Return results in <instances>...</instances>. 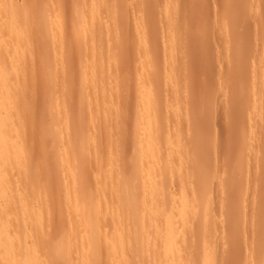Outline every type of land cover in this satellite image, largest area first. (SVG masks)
Segmentation results:
<instances>
[{"label": "bare ground", "instance_id": "6f19581e", "mask_svg": "<svg viewBox=\"0 0 264 264\" xmlns=\"http://www.w3.org/2000/svg\"><path fill=\"white\" fill-rule=\"evenodd\" d=\"M140 1H142V4L140 3ZM140 1H139V4H137L135 2V0L132 3H131V0H71L72 5H71V7H69L68 6V4H69L68 2H70L69 0H55V1L54 0H0V264H51V263L53 264L52 261H55L56 259H57V261L63 260L62 262H64V264H70V262L72 264H74L73 263L74 262L73 257H76L78 259L77 261L79 264H100V263L103 264L102 260H103L104 255L106 258L105 259L106 262L104 261L105 264H186L187 260H189L190 255L192 254L191 251H193V249L195 247V245H194V247L192 246L194 244V242H191L195 238V236H192V237H194L192 240L190 238L187 239L188 236L186 235L185 232H187L188 231L187 229H190V227H191V229H190L191 235L194 233V232L193 233L191 232L192 231L191 223H192V220H194L193 219L194 214H195L194 212H195V209L197 208L196 207L197 203L199 202L198 198H197L198 195H196V197L194 196L197 199L196 203H195L196 199L193 197V195L195 193L194 194L190 193V196H192L191 198L190 197L187 198L186 196L183 197L184 195L182 194V200L180 201V203H178V205H173L172 210H171V207H170V209H167L164 207L165 200H168V198H170V195H169V197L167 196L168 194H170V189L168 191V187L170 186V183H169V186H167L166 183H164V181H165L164 176H166V177L168 176V175H166V172L168 173L167 169L174 162V161H169L172 159L170 157L172 156V154H173L172 152L174 150L171 148L173 150L171 152L170 151L171 149H168L169 148L168 146H170V144L168 145L167 144L168 141L166 139L164 140L165 136L163 137V134L165 132L160 135V136H162V138L159 136L157 138H155L156 135L160 134L159 132L162 130V126H160V125H162V123H160V125H159V122L162 121V119L160 120V118L166 117V119L163 118L164 120L162 122L165 121V123L168 124V125H166V124L165 125L169 126V121H167L168 116H169V118L172 117V120L175 119V122L178 121L180 123L182 121L180 119L183 118L182 116L184 115L185 112H184V108L181 110L178 107V108H175L173 111L172 115L174 117L172 115H170L171 112L168 113L169 115H167V116L161 115L164 113V110L162 109L164 106H165V109H167L166 107H168V104L170 102H172L171 105H173L175 103V101H177V100H175L176 95H172V92L168 95L165 92V90H164V92H160L159 90L162 86H164V84L166 85L165 87H167L168 84H169V86H172L175 82V78L177 79V76L175 77V75L177 73L175 71L176 67L172 66V64L170 65V66H172V68L169 65H167L166 67L167 68L170 67V69H167L164 67V69H166L164 72H166L168 70L167 71L168 75H166V77H165V74H164L163 76L165 78H167L168 82L165 83V81L163 82V79H161L159 73H162L163 71H159V67L161 66L162 63L160 61L161 64H159V61H158V63H156L153 60L152 57H155V55H156L155 53L157 51L154 53L155 48L152 49L153 46L150 45L151 41H152V40H150L151 39L150 35H152L154 37L155 34L153 35L152 33H150L152 31V29L150 27H148L149 25L150 26L152 25V28L154 27L153 29H156L158 27V24L160 25V24H163V22H165L163 20L165 18L167 21H169V23L174 22L173 20L175 19V16H176V13L178 10L177 4L179 1L178 0H162L163 8H160V6H159V5H161L160 4L161 0H140ZM143 1H145V3ZM146 1L147 2L152 1V2L151 3L148 2L150 4L149 5L146 3ZM153 1L154 2L156 1L157 3H155L153 5ZM134 3H136L138 5V6L136 5L138 8L135 6ZM140 4L142 6H146V5L150 6L149 9L151 8V4H152V8L155 7V9H156V8H158L157 6H159V8H158V10L156 9V11L153 9L148 10L147 9L148 7L147 8L139 7ZM179 4L181 5V2ZM131 5H132V7H131ZM132 8L134 10H132ZM135 8H137V10H135ZM27 10H30V11L27 12ZM179 11H181V10H178V12ZM260 11L262 12V10H260ZM119 12H120V14H119V16H117ZM68 13H70L69 18L71 17L70 15L72 14L74 16V18H76L78 21L77 26H75L77 21L75 22V25L73 24L74 25L73 28L75 27L74 31L72 28H70V27H72L71 26L72 21L69 22L70 20H68ZM181 13H183V12H181ZM161 15H163L165 18L164 17L160 18ZM120 16L122 17V19L124 21L121 18L119 19ZM131 16H133V18H134V23L130 21ZM155 16H157V17H155ZM260 16H262V15H260ZM150 17L153 19L150 20ZM157 18H159V19H157ZM180 18H182V17L180 16ZM162 20H163V22H162ZM181 20H178L177 23L180 22ZM261 20L262 19L258 20V22L260 21V23H261ZM263 20H264V18H263ZM110 22L113 23L112 27L109 24ZM157 22H160V23L157 24ZM108 24L110 26V28H109L110 30L108 32H110V34H112V35H110L111 37H108V39H110V40L109 41L107 40V43L112 40V37L114 38V36L115 37L117 36V38L120 39L122 42L123 41L129 42V44H130V41H128V40L134 39V41L131 42V44H132L136 41L135 40V37H136L138 40L135 42V44H137V42H138L137 50H136L135 46H134L135 49L133 47H131L132 48L131 51H133L132 52L133 57H135L134 51L136 54H138V58L140 57V54L138 52L140 51L139 48L141 46L142 47L141 49L146 54L145 58H143L144 57L143 53L141 54V55H143L142 59L143 60L146 59V61H147L146 66L140 64L141 67L144 66L140 69V67L138 66L139 64L137 62L138 59L136 60L137 57L135 58V60H136L138 65L136 64L137 67H134V68H138V69H137V71H135V73L134 72L132 73L130 70H128L131 68V66H130V68L126 69L127 66H125L126 64H124V63H123L124 67L123 66L120 67V65L118 66V64L122 65V62L124 61V57L127 59L126 62H128V64L132 63L126 57L128 55V53H130L131 51L128 52V49H127V51H125V48H124L125 43L123 44V47H120V45L122 44L120 42V40H118V43L120 42L118 44L119 45V47H118L116 42H114L115 39H113V41H112L113 43H111V44H116V45L112 46L110 43H108L109 44L108 47L109 46L113 47L112 48L113 50L111 49L112 52L115 51L114 48L116 46H117L116 48H120L121 50L123 48V50L121 52L122 53H123V51L126 52V53H124L126 56L124 55V57H123L121 54L120 55L118 54L119 56H122L123 61H120V63H117L119 61L120 57L116 54V52H114L115 55H117V56H115V55L114 56L117 58L119 57V58L117 60H116V58L112 59V54H114V53L110 52L111 47L110 48L107 47V50H108L107 54L105 53V51H104V53L106 55H108V53H110L111 55H108V56H111V57H109V60H107L108 56L106 57L107 59L105 57H102V58H103V61L105 58L108 61L107 64L109 66L112 65L111 66L112 68L109 66L106 68V66H104V64L106 65V63H105L106 60H105V62H103L102 58L99 56V54L96 52V50H98V52L101 54V51H99V49L101 48L100 43H102L103 40L107 39V38L105 39V36H104L105 33L103 34L104 30L102 29V27L105 26V29L108 30ZM132 24H135V26H136V36L135 37H134L135 34H132V33H135V32H132V30L134 28L133 27L134 25H132ZM178 24H180V23H178ZM153 25H155V26L157 25V26L155 27ZM170 25H168V22H167V24L164 23V27L163 26L161 27L162 29H164L167 26L165 29V30H167V32H165V33L163 32L165 39H170L173 37V35H175V36L179 35V34H176L175 29H174V33H173L174 27H173V25H171V26ZM106 26H107V28H106ZM125 26H126V29L130 28V26L133 27L131 30L130 29L128 30L133 38H130V34L128 33L129 35H127L126 32L125 33L123 32V34L121 35L120 28L123 29ZM168 27H169V29H167ZM161 28L159 31L162 30ZM108 32H107L106 36L109 35ZM154 32H156V31L154 30ZM178 32H180V31H178ZM163 34L161 33V35H163ZM102 35L104 37L100 38V36H102ZM157 36H159L158 33H157ZM153 37H152V39H153ZM99 38H100V40H102V42L100 40H98ZM157 39H160V38L158 37ZM148 40H150V41H148ZM172 40H173V38H172ZM98 41L100 42V43H98V44H100L99 45L100 48H98L99 47L98 44L95 43ZM155 41H158V40H155ZM174 41H175V39H174ZM52 43H53L52 48L54 47V50L53 49L51 50V48H50V44H52ZM170 44H172V42ZM170 44H169L168 48L174 45V44H172L170 46ZM94 45H96V47H94L95 49L93 48ZM89 46H92L90 48V49H92V51L90 49L86 50V48H89ZM138 46H139V48H138ZM175 46H173V48ZM82 47H85V50H86L85 54H83L81 52ZM48 48H49L50 52L48 51ZM120 49H117L116 51L120 52ZM89 50L91 53L89 52ZM93 50H95L96 54L93 52ZM166 50H167V47H166ZM175 52L181 53V50H180V52L179 51L178 52L175 51ZM37 53L39 54L38 56L36 55ZM172 53H174V51ZM102 56H104V54ZM160 56H161V54H160ZM49 57L51 58V60H52V58L55 59L56 62H58V65H60L62 62L63 65L62 64L61 65L63 66L64 69H62L61 65L58 66L57 64H55V65H57L56 66L57 69H58V67H61L60 69L65 71V70H68L67 67L71 66V68H75V67H77V65L79 66L78 67V74H76L75 76H78V78H81V79L77 80V81H80L79 83H77L80 86H78L77 89H74V87H75L74 83L76 81L71 86V89H74L77 92V95H78L77 97L75 96L76 95L75 91H74L75 93L73 94V90H70V91L68 90L67 86H69V89H70V85H69L70 81H69V83L67 82L68 85L66 86L65 85L66 82L63 81L64 78L60 77L61 75L63 76L65 74H61L59 76V73L63 72L62 70L59 72V69L58 70L53 69L54 72L58 71L59 73L57 72V75H56V72H55V74H54L55 76H53L52 75L53 73H51V75L53 77L52 76L48 77L47 73H49V71H47V73L45 71L48 70L47 68H49V66L51 68V65L53 62V61H48ZM161 57H159V58H161ZM39 58L42 60H40ZM169 58H171V59L173 58L172 54H170ZM132 59L133 58H131V60ZM142 59H140V61H139L140 63L143 62ZM177 59H178V57H177ZM43 60H45L46 62L48 61V64H49V62H51V64L47 65V67L44 66L45 70H43V63H45V61H43ZM135 60L133 59V63H135ZM42 61H43V63H42ZM114 61H115V63H113ZM155 63H156V65H155ZM98 64H99V66L101 65L100 70H98L99 69ZM132 64H130V65H132ZM157 64L160 66L157 67L158 66ZM53 65H54V63H53ZM74 65H76V66L72 67ZM95 65L98 67V68L96 67L97 69L94 68ZM102 65H103V67H105V70L103 68H101ZM134 65H132V66H134ZM115 66H117L118 68H116ZM155 67H157L158 71H157V74L155 75V77H153L152 74H154V72H151V71L154 70ZM177 67H179V64ZM119 68H123V70L126 69L127 71L126 70L122 71V69L120 71ZM164 69L161 68L160 70H164ZM155 70H156V68H155ZM184 70L185 69H183V71ZM41 71H44L43 74L44 73L47 74L46 75L47 77H44V75H42ZM133 71H134V69H133ZM66 72L67 71H65V73ZM120 72H121L120 76H122L123 78L118 76V74ZM124 72H126V73H124ZM149 72H151V74ZM68 74H71V73L67 72V75ZM73 74H75V73H72V76H73ZM163 76H162V78H164ZM67 77H70V76H67ZM165 78H164V80H166ZM253 78H255V77H253ZM59 79H61L62 81H60ZM65 79H66V81L70 80L69 78H65ZM73 80H74V78H73ZM46 81H48L49 83H46ZM71 82H72V79H71ZM254 82H255V79H254ZM255 84L256 83H254V85ZM43 85H45V86L43 87ZM37 87L42 88L41 89V91L43 90L42 94H41V91L38 92ZM250 87L253 88L252 86H249L247 88L250 89ZM254 87L256 88L257 86H254ZM255 88H253V89H255ZM166 89H169V88L167 87ZM241 89H243V88H241ZM249 89H247V90H249ZM258 89H259V87H258ZM258 89H257V91H258ZM254 91H256V90H254ZM180 92H182V91H180ZM38 93H40L42 95L41 96L39 94L40 95L39 98L37 95ZM243 93H244V91H243ZM69 94L70 95L72 94V97L70 96L71 98H73V96H75V98H73L75 100L78 98V107L74 108L75 102H74V100L69 99L70 97L68 99H65V97L66 96L68 97ZM182 94H183V92H182ZM249 95H251V94H249ZM177 96H179V94ZM253 96L256 97V95H253ZM63 98L66 101L69 100L71 102L72 101L74 102V104L73 103L71 104V102L68 101L71 105L67 102V104L69 106V110L71 108H72L71 110L74 109V112L76 115H79V114L81 116L87 115L86 117L90 118L91 121L94 119H98V120H101V122L103 120L105 122H107V121L109 122V121L113 120L116 116H118V117L119 116H122V117L125 116L124 120H123V121H125L126 118L129 117V114H126L125 112H123L119 109H118V111L115 110V112H114V108H117L119 106L122 108L127 107L126 109L130 110V109H128V106L129 107L133 106L135 110L132 112L133 114L131 113V117L133 116L132 118L136 119V120H133L134 124L139 121L138 122L139 124L136 123L138 125V127L137 128L135 127L136 129L139 130L138 131L139 133L136 131L135 128H133V129H135L134 132L138 133V135H136V136H138L137 139H140V138L142 139V137L143 138L150 137V138H148V140H147L148 142H143L142 144H141V142L143 139L141 141H139V144H141L140 148L146 147V148H143L144 150H142V149L141 150L139 149V150L144 151L145 153H142L139 150L137 151L139 153H142L141 154L142 157H140L138 155L139 156L138 159L140 160V158H142V160H140L142 162H140L138 160L139 162L135 164V165L138 164L137 165L138 167H136V166L135 167L138 168V173L139 172L141 173V174L140 173L138 174V176H140V178L138 176L136 177V179L139 178V179H137V181H139L141 179V181H139L142 184L141 186L143 189L142 190L143 193L141 195L139 192L140 189L138 190L139 186H138V184H136L138 182L135 180V175L131 176V175H129V173H127L128 174V177H127L126 171H122L123 169L120 168L121 171L124 172L125 175L122 174V172L120 170L115 171V169H113V166H114L113 157H114V155H112V154L115 151L112 148V147H114V145H113L114 144L113 133L111 132V136H110V134H108L106 132L108 134V138H107V135H104V136H106L105 138H107V139L100 141L99 140L100 136H98L100 134H96V133L91 134L90 133V130L94 131V127H92V126L90 127V125L94 124V123L92 124L93 121L90 123V125H88L89 124L88 123L87 125L89 126V129H90L88 131L90 134L88 135L86 133V135H88L89 137L91 135L92 136L91 138L97 139L95 142L99 141V143H96V147H97V144L99 146H101V144H103L102 142L105 141L106 143L104 142V144H105V146L107 144L108 147L107 146L106 147L103 146V147L105 149L108 148L107 151L109 152L110 157L105 161V159L103 158L104 156L102 157V151H104V148L101 146V148H103V150L101 148L96 149L95 146H93V145H95L94 140H92L93 143H91V144H92L93 149L92 150L90 149V150L93 153L90 154L91 151H90V153L88 151V153L86 155L84 154L85 156H83V154L81 153L83 158L82 157H80V158H82V160L84 161L83 163L84 164L87 163L86 166H88V163H91L92 161H93V163H95L94 162L95 159L92 160V158L100 157L96 167L97 166H103L104 167V165L107 166L109 164L110 169L112 168V170H114L115 172H112V170H110V171H107V173L103 174V175H105L104 179H105L106 183L109 184V187L106 184L107 187L109 188V191L107 190L108 192H106V193L100 192L101 194L100 195L98 194L99 196L95 197V195L93 196L91 194V190H89V188L85 186V184H86V179H85V174H84L85 172L84 173L81 172V173L77 174V173H74L73 169L67 170L68 172L65 174H70L71 179L70 178H68V179H70L71 183H69V180L67 179L66 181H68V182L67 183L65 182L67 184V186H65V189H64L65 191L64 190L63 191L65 192L64 199L66 202L65 204L67 205V206L65 205L66 206L65 212L67 213L66 216H67V219L69 218V220H68V225L66 227L64 226L61 228L59 225L60 228H58V229L56 228V230H55V227L53 226L54 225L53 219H55V216H58L56 214V212L61 217V214L64 212V210H63V208L62 209L59 208L60 210H57L56 212H54L55 210L53 207V205H54L53 201H55V200L51 199L50 197H51V195L53 196V198H54V196H56V197L60 196L59 193L57 194L55 191L57 189V192H58L59 186L57 187V185H54L55 186V188L53 186L54 190L52 189V187L50 188L53 190V191L50 190V192H49L50 197L47 195L45 197H43L44 195H41L39 193V191H36L39 188V186L37 188V185H41V186L43 185L42 186L43 188L42 187H40V188H42L43 190L45 188V191H41L42 189L40 190V188H39L40 192L41 193L45 192V194H49L48 191H46L45 186H48L51 184V181H50V184L47 181L49 179H51L54 174H52V175L50 174V177L49 178L47 177L48 179L47 178L45 179V177L48 174L47 171H49L53 166H51L49 164V166L51 168L47 167L45 170V172H46L45 174L42 171L44 177H42L43 176L42 174L38 175L40 178L38 177V178H36V180H38V179L41 180L43 178H44L43 181L45 180L44 182H42V180H41V182H42L41 184L38 183L39 181L38 182L36 181L38 184L36 182L32 183L33 180H35V179H34V176H32L29 173H30V167L33 168L31 165H33V162L35 161V160H33V157L35 156L34 154H36V152H37V155H38L37 149H35L32 145V142L34 140L33 132L35 131L36 126H37L36 130H39V129L41 130L43 128L42 126H41L42 128L40 126L38 127V124H39L38 122H40V125L41 124L43 125V123H42L43 121L41 120L42 117H43V120L44 119L45 120L47 119L49 121L54 120V122L56 123L59 121V120H57V118H55V119L53 118L50 120V118L52 116H56L60 120L62 119L61 122L64 119V124L67 122L68 123L70 122V125L71 124L73 125L74 121L76 123L80 121V120L77 121L78 118L76 115H74L72 113L70 115H68V113H67L68 110L66 108L68 106H67V104H64V103H66V101H62ZM178 98L181 99L180 96ZM241 98H239V99H241ZM179 101L181 102L183 100H179ZM61 102H63V103H61ZM36 104H39V106L40 105L42 106V107L41 106L38 107V105H37V108H36L37 111L34 110V108L36 107ZM181 104L184 105L183 102ZM257 104H258V102L256 103V105ZM75 105H77V102ZM187 105L188 104H186V106ZM70 106H71V108H70ZM179 106H180V103H179ZM45 107L48 108V110L46 109L47 113H46ZM260 107H261V105H260ZM38 108L43 109L42 113L40 112V110H38ZM173 108H174V106H173ZM78 109H79V111H78ZM131 109H132V107H131ZM176 109H178V110H176ZM179 109L181 111H183L184 113L179 111ZM49 110L51 113L49 112ZM75 110L78 112L76 113ZM191 110L192 109H190V112H191ZM38 112H40V114ZM43 114L44 115L46 114V116L48 118L47 117L45 118V116ZM49 114L51 117L49 116ZM73 115H74V117L77 118V120L73 119L74 121L71 123L72 119L70 121L68 116H70L71 118H74ZM36 116H38V117H36ZM175 116L177 117V120H176ZM39 117H41V118H39ZM190 119H191V117H190ZM36 120H40V121L37 122ZM118 120H120V119H118ZM188 120H186L185 122H187ZM183 121L181 122L182 124H184ZM98 122H96V124H98ZM105 122H102L101 125L104 124ZM34 123L35 124L37 123V125L35 126L34 131H33V127L35 125ZM46 123L44 122V124H46ZM59 123H60V121H59ZM107 123L102 125V129L106 126ZM53 124H52V126H53ZM64 124L62 123V126H64ZM70 125H69L70 130L76 129L73 127H75L77 125H75L73 127H72V125L71 126ZM98 125H96V127ZM178 125H180V124H178ZM52 126L48 125L47 127L52 128ZM56 126L58 127L59 125L57 124ZM180 126H182V125H180ZM44 127L46 128L45 125H44ZM57 127H55V129ZM45 128L42 129L43 131L40 132V136H42L43 135L42 133H44V132H47V133L49 132L48 134H50V131L46 130ZM166 128L170 129V127L164 128L166 131L169 132V133L165 134L166 136H168V134H170L171 131H169ZM53 129H54V127H53ZM63 129L64 128H62V131H64ZM100 129H101V127H100ZM102 129H101V132H102ZM140 130L142 131V134H144L143 136L140 134L141 133ZM146 130H148L147 133L150 131L151 135L155 134V136L153 137V135H152V137H151V135L146 134L145 133ZM39 131H37V132L35 131V133H38ZM52 131L54 132V130H52ZM65 131H66V129H65ZM98 131H99V129H98ZM66 132H62V134L63 133L66 134L65 136L62 135L63 137L62 136L60 137L61 132H60V134L57 133L60 137L59 138L60 141L62 140L61 138H63V140H64V138L65 139L66 138H68V139L72 138L70 135L73 133V131H72V133H70L71 131H69L68 133H70V134H68ZM38 134L37 135L35 134L36 135L35 140H36L37 146L40 147V145H41V148H43L47 144L43 143L44 141L41 142V140L40 141L37 140ZM74 135L75 134L73 133V138L75 137ZM93 135H94V137H93ZM96 135L99 139L96 138ZM139 135H141V136H139ZM170 135H172V133ZM47 136H49V135H47ZM47 136L45 135L44 137H47ZM50 136H51V134H50ZM50 136H49V138H50ZM52 136H54V134ZM88 136H87V138H89ZM102 136H103V134L101 135V137ZM173 136H175V134ZM56 137H57V135H56ZM69 137H71V138H69ZM168 137L170 138V136H168ZM53 138H55V136L51 137V139H53ZM105 138L103 137L101 139H105ZM59 139H58V141H59ZM111 139H112V141H111ZM178 139H180V138H178ZM55 140L57 143V139H54L53 142H55ZM60 141H59V145L63 144L64 141H62V143ZM181 141H183V140H181ZM262 141H263V143H262V146H263L264 136H263ZM38 142L43 143L44 145L38 144ZM48 142H49V140H48ZM65 142H66V140H65ZM163 142H165L166 145H168V146H166ZM68 143L69 142L67 141V143H64V145L66 144V146L63 145L64 147H66V149L67 148L69 149V147H70V146H67L70 144V143L69 144ZM111 143H113V144H111ZM187 143H184V145H186ZM54 145H56V144H54ZM187 145H186V147H187ZM179 146L180 145H178V147ZM51 147L56 149V147H53V145L50 146V148L49 147L48 148L51 149ZM74 147H75V145H74ZM165 147H168V148L166 149ZM181 147H182V145H181ZM33 148H34V150H33ZM60 148H61V150H59ZM60 148L59 149L57 148L59 151L55 150L57 152L56 153L57 159L58 158L63 159L62 161L64 163H66V162L68 163L72 159V158H70V157H72L71 156L72 154L69 155L70 152H64V150H66V149L62 150L63 147H60ZM183 148H184V146L182 147V149ZM112 149L114 150L113 153H112ZM262 150H263V148L261 149V151ZM42 151H43V149H42ZM53 151H54V149H52L51 153ZM66 151H69V150H66ZM43 152L40 154H42V156L45 157L46 155L44 153L46 151L44 153ZM167 152L171 153V154H168ZM186 152L187 151H185V153ZM46 154H48V153H46ZM177 154H179V153H177ZM55 155L53 157L54 159L56 158ZM178 156H180V155H178ZM183 156H185V155H183ZM36 157H38V156H36ZM49 157L52 158L51 154ZM181 157H182V155H181ZM53 158H52V160L50 159V161H54ZM80 158H78V159H80ZM175 158H177V157H175ZM178 158H177V160H178ZM59 159L57 160L58 162H59ZM42 160H43V158H42ZM48 160L49 159H47V162H48ZM72 160H71V162H73ZM135 161H136V159H135ZM43 162H44V160H43ZM63 162H61V163H63ZM169 162H171V163H169ZM185 162H187V161L185 160ZM93 163H91V164H93ZM37 164H38V162H37ZM39 164H40V161H39ZM51 164L56 165V161L54 163H51ZM66 164H64L65 167H66ZM91 164L89 165V168H90V166H92ZM168 164H170V165H168ZM180 164H182V162ZM57 165H58V168L61 165L63 166V164H61V165L57 164ZM184 165H186V163ZM35 166H38V165L35 164ZM69 166H71V165H69ZM72 166H73V164H72ZM139 166H140V168H139ZM189 166H191V165H189ZM54 167L50 170V173H54L52 171L57 172L58 168L55 167V170H53ZM182 168H184V167H182ZM47 169H49V170H47ZM179 169H180L179 166H178V171H177V169H175L177 171L176 174H180V173H178ZM65 170H66V168H64V171ZM74 170H76V169H74ZM190 170H188V171H190ZM28 171H29V173H28ZM173 171H174V169H173ZM184 172H186V169H184V171L182 172L183 175H184ZM188 173H190V172H188ZM55 174H57V173H55ZM176 176H178V175H176ZM189 176H190V174H189ZM131 177H133V178L131 179ZM98 178L100 179V177H98ZM179 178L181 179L180 176H179ZM188 178H187V180H188ZM57 179H59V178L56 177V180ZM176 179H178V177H176ZM51 180L53 181V179H51ZM63 180H65V179H63ZM77 180H78V182H77ZM179 180H178V182H179ZM184 180H186V176H185ZM184 180H180V181H182V183H183ZM46 182L48 184H46L44 186L43 183H46ZM59 182H61V181H59ZM79 182L81 184V187L77 188V183L79 184ZM165 182H167V181H165ZM168 182H170V181H168ZM187 182H189V181H187ZM187 182H185V184ZM179 183H181V182H179ZM199 183H201V182H199ZM57 184H59V183H57ZM118 184H119V186L116 187ZM187 184L189 185V183H187ZM52 185L53 184H51V186ZM190 185L192 186V183ZM190 185H189V187H191ZM197 185H199V184H197ZM97 186H98V184H97ZM229 186H230V183H229ZM185 187H186V185H185ZM193 187H195V186H193ZM60 189H63V188H60ZM187 189H188L187 192L189 193L190 190H189L188 186H187ZM184 190H186V189L184 188ZM52 192H55L54 194H57V195H54ZM187 192H185L186 195H187ZM38 194H40L42 197H40ZM187 196H189V195H187ZM56 197H55V199H58V197L57 198ZM171 197H173V196H171ZM172 200L169 199L170 202H172ZM189 200H191V201L193 200L194 203L189 201ZM167 203H169V202H167ZM55 204L57 205V202ZM114 204L115 205L119 204L118 205L119 209L118 208L117 209L108 208V207L114 206ZM194 207H195V209H194ZM165 209H167V212L165 211ZM168 210H169V213H168ZM196 211L199 214L198 209H196ZM206 211H207V208H206ZM223 212H225V211H223ZM204 214L201 217L203 225L208 223L207 218L209 217V215H207V214L204 215ZM59 218L56 217L55 220L57 221ZM64 218L63 219L61 218V219L64 220ZM209 218H211V216ZM61 219H60V221L58 220L59 224H61ZM52 220H53V222H51ZM194 221L196 222V220H194ZM195 222H193V223L195 224ZM197 222H198V220H197ZM50 224H53V225H50ZM49 225L55 231L51 230L50 227H45V228L50 229L51 234L47 233L49 235V237L48 238L45 237V239H43L44 237H42V234L44 231L41 232V230H42V228H44V226H49ZM189 225H190V227H188ZM198 226H200V223ZM133 227L136 228L135 231L131 230ZM196 227H197V225H196ZM193 228L198 229V227L195 228V226ZM49 229H48V232H49ZM185 229H186V231H185ZM44 230L47 231V229H44ZM183 231H184L186 237H185L184 233L181 234L184 236H179V234ZM194 231L196 232V230H194ZM45 233H44V235H46ZM196 233H198V232H196ZM188 235H189V237H191L190 234H188ZM178 236L180 237V240H181V238L182 239L186 238L187 240L185 239L184 242L187 241L186 242L187 244L185 243L184 246H180L179 245L180 242L177 241V240H179ZM37 237H38V239H37ZM67 238H69V239H67ZM39 239H41V242L39 241ZM189 242H190V244H192L190 247L191 249L193 248L192 250H189L190 249L189 248L190 245L188 244ZM195 244H196V242H195ZM139 246L146 247L148 250L150 249V252L145 254V255L142 254L140 256L138 254V250H137ZM207 249H205V251H207ZM40 250H41V252L42 251L43 252L41 253ZM188 250L190 252V255H189ZM74 251H76V252H74ZM144 251H146V249H144ZM205 251H204V253H205ZM54 252H56V255L58 257L56 255L55 256L57 258H55L54 256L52 257L50 255V253L55 254ZM70 252L75 253L74 256L71 255V258L68 257ZM205 255H203L202 260H204V257H206ZM187 257H189V258H187ZM51 259H53V260H51ZM71 259L73 262L71 261Z\"/></svg>", "mask_w": 264, "mask_h": 264}, {"label": "rangeland", "instance_id": "374dc122", "mask_svg": "<svg viewBox=\"0 0 264 264\" xmlns=\"http://www.w3.org/2000/svg\"><path fill=\"white\" fill-rule=\"evenodd\" d=\"M69 1H70V2H68L69 4L68 3L67 4L69 7H71V5H72L71 0H69ZM133 1L131 0V3ZM137 1L138 0H135V2L137 4H139L140 0L138 2ZM178 1L179 2L177 4V6H178L177 9L181 10V11L178 12V10H177L175 19L173 20L174 22L170 21L171 23H169V21H167L166 18L163 15H161L160 18H163V17L165 18V19H163L165 22H163V20H162L163 24L159 25L158 23H160V22H157L158 27L156 29H153L154 27L152 28V25L148 26L152 29V31L150 33H152L153 35L155 34L154 37L152 35H150V38H151L150 40H152L150 45L153 46L152 49L155 48L154 53L157 51L155 53L156 54L155 57H152V58L156 63H158V61H159V64L162 63L161 64L162 67L158 64H157L158 65L157 67L160 66L162 69H164V67L167 68L166 67L167 65L170 66L172 64V66L176 67L175 71L177 73V74L175 73L176 74L175 77L177 76V79L175 78L174 84L172 86H169V84H168L167 87L169 89H166L167 87H165L166 85L163 83L164 86H162L159 90L160 92H164V90H165V92L168 95L172 92V95H176L175 100H177V101L174 100L175 103L173 105H171L172 102H170L168 104V107H166L167 109H165V106H164L162 108L164 110V113L161 115L167 116V115H169L168 113H170V112H171L170 115H172L174 109L178 108V107L181 110L184 108V112H185L184 113L183 111H181L179 109V111L184 113V115L182 116L183 118L180 120L183 121L185 119L183 121V123L185 125L181 123L182 121L180 123L178 121L175 122V119H173L174 120L173 121L172 117L169 118V116H168L167 121H169V126H166L168 124H166L165 121L162 122L164 120L163 118L166 119V117L160 118V120L162 119V121L159 122V125H160V123H162V125H160V126H162V130L159 132L160 134L156 135V137H155V138H157L159 136L162 138V136H160V135L165 132L163 134V137L165 136L164 140L166 139L168 141L167 144L168 145L170 144V146H168V145H166L165 142H163L166 146L169 147V148L168 147H165V148L166 149L172 148L174 150V151L172 149L170 150L171 152L173 151L172 152L173 157L170 155L171 156L170 158H172V159L169 160V161H174V162L167 169L168 173L166 172V175H168V176L167 177L164 176L165 181H167V182L170 181L168 183L164 181V183H166L167 186H169V183H170V186L168 187V191L170 189V194L167 195L168 197L170 195V198L167 197L168 200H165L164 207L167 209H170V207H171V210H172V206L178 205V203H180V201L182 200V194L184 195L183 197L186 196L187 198L192 197V196H190V193H192V194L195 193L193 195V197L194 196L196 197V195H198L197 198H198L199 202L197 203L196 209H198L199 214L194 207V209H195L194 213L195 214H194L193 219L196 220V222L194 220H192V223H191V225H192V231L191 232L192 233L194 232L195 234L193 233L191 235L190 225L188 226V227H190V229L186 228L188 231L185 232L186 235L188 236L187 239L190 238L192 240L194 238L192 236H195V238H194L195 240L193 239L191 241V242H194V244L192 245V244H190V242L188 243L190 245L189 248L191 247V245L193 247L195 245V247H194V249L192 248L193 251H191L192 252L191 255H190L189 250H192V249L190 248L188 250L190 258L187 257V258H189V260H187V262L188 261L189 262L188 263L186 262V264H189V263L190 264H203V263L204 264H210V263L211 264H213V263L214 264H264V183H263L264 182V151H263L264 150V144L262 146V143H263L262 139L264 136V105H263L264 104V22H263L264 21L263 20V18H264V15H263L264 14V0H181V1L178 0ZM143 2L145 3V1H143ZM148 2L151 3L152 1H148ZM148 2L146 1L147 4H149ZM180 2H181V5L179 4ZM136 3H134L135 6L137 5ZM140 3L142 4V1H140ZM155 3H157V2L153 1V5ZM141 4L139 5V7H141V8L142 7H145V8L148 7L147 8L148 10L153 9L156 11V9L158 10L159 6H160V8H163L162 0L160 1L161 5L157 6L158 8H156V9H155V7L152 8V4H151L150 9H149L150 6H148V5L142 6ZM131 7H132V5H131ZM137 8H135V10H137ZM132 10H134V9L132 8ZM260 10H262V12ZM28 11H30V10H27V12ZM181 12H183V13H181ZM69 14L70 13H68V20H70L69 22L72 21L71 22L72 27H70V28H72L74 31L75 27L73 28V26L75 25V22L77 21V19L74 18V16L72 14L70 15L72 18L71 17L69 18ZM119 14H120V12L118 13L117 16H119ZM260 15H262L263 17ZM180 16L183 19L180 18ZM155 17H157V16H155ZM120 18L122 19L121 16L119 17V19ZM151 19H153V18L150 17V20ZM157 19H159V18H157ZM260 19H262L261 23H260V21L258 22V20H260ZM178 20H181L180 22H178L180 24L177 23ZM130 21L134 23L133 16H131ZM167 22H168V25H170V24L173 25V27H174L173 33H174V29H175L176 34H179L176 36L173 35V37H172L173 40H172V38L165 39V36L163 34V32L164 33L167 32V30H165L167 26L164 29H162L161 27L162 26L164 27V23L167 24ZM77 23H78V21L76 22L75 26H77ZM109 24L112 27L113 23L110 22ZM109 24H108V30L105 29V26L102 27V29L104 30L103 34L105 33L104 34L105 39L106 38L107 39L103 40V42H102V40H100V38H103L104 37L103 35L100 36V38L98 39L104 45L102 43H100L99 41L95 42L97 44L98 43L101 44V48L99 46L100 44H98L99 47L98 46L97 47L101 49V50L99 49V51H101V54L102 55L104 54V56H102L98 52V50H96V52L99 54V56L101 58L102 57L106 58L108 55H111L110 53H108V55H106V54L108 51L107 50V47L109 45L108 43H110V44L113 43L112 42L113 39H115L114 42H116L118 47H119L118 44L120 42L122 43L120 45V47H123V44L125 43L124 44L125 45V47H124L125 51H127V49H128V52H130L132 50L131 47L134 48V46L136 47V50H137L138 42H137V44H135V42L138 40L135 37L136 36L135 24H132V25H134L133 26L134 28L131 26H130V28H127V29L125 26L123 28L124 30L122 28H120L121 35L123 34V32L124 33L126 32L127 35H129L130 32L128 30L129 29L131 30L133 28L132 32H135V33H132V34H135L134 37H135L136 41L132 44H131V42H133L134 39H132V40L129 39L128 40V41H130V44H129V42H125V41L122 42L120 39L117 38V36L115 37L114 35H113L114 38L112 37V40L107 43V40L108 41L110 40V39H108V37H111L110 35H112V34H110V32H108L110 30ZM153 26H155V25H153ZM106 28H107V26H106ZM160 28L162 29L161 31H159ZM167 29H169V27ZM154 30L156 32H154ZM178 31H180V32H178ZM107 32L109 34L108 36H106ZM157 33L159 36H157ZM161 33L163 35H161ZM152 37H153V39H152ZM158 37L161 40L157 39ZM130 38H133L131 34H130ZM174 39H175V41H174ZM118 40H120L119 43H118ZM150 40H148V41H150ZM155 40H158V41H155ZM171 42H172V44H174L173 46L176 45L174 48H173V46H171L172 45V44H170ZM116 44H111V45L113 46ZM169 44L171 47L168 48ZM96 45H94L93 48L96 47ZM52 46H53V43L50 44V48H51V50L52 49L54 50V47L52 48ZM112 46H109L108 48L111 47L110 48V50H111L113 48ZM139 46H138V48H139ZM91 47L92 46H89V48H86V50L90 49ZM116 47L114 48L115 49L114 52H116L117 55L121 54L124 57V55H125L124 53H126V52H124V51H123V53L121 52L123 50V48L121 50L120 48H116ZM166 47H167V50H166ZM141 48L142 47L140 46V48H139L140 51L138 50L139 51L138 53L140 54L139 58H138V54H136L135 51H134L135 57H133V53H132L133 51L128 53L127 56L125 55L132 63H133V59L135 60V58L137 57L136 60L138 59L137 62L139 65L137 64V62L135 60V63H133V64L130 63L132 65L135 64L134 66H132V65L128 64V62H126L127 59L125 57H124V61H123L122 56L118 55L120 58L118 57L119 61L117 63H120V61H123L122 65L118 64V66L120 65V67H122L124 64H126L125 65V66H127L126 69L130 68V66H131L132 69L130 68L128 70H130L132 73L133 72L135 73V71H137V69H138V68H134V67H137L136 64L140 67V69L142 67L146 66L147 65L146 59H144V60L142 59L143 55H144L143 58H145L146 54L144 53V51ZM117 49H120V52L116 51ZM179 49L181 50V53H176L175 51L180 52ZM86 50H85V47H82L81 52L83 54H85ZM90 50L92 51V49H90ZM90 50H89V52H90ZM112 50L110 52L114 53V52H112ZM48 51H49V48H48ZM104 51L106 54L104 53ZM173 51H174V53H172ZM93 52L95 53V50H93ZM142 53H143V55H141ZM160 54L162 57L160 56ZM170 54H172V57H173L172 59L169 58ZM36 55L38 56L39 54L37 53ZM114 55H115V53L112 54V59L116 58V60H117L118 58L115 57L117 55H115V56ZM176 56L178 57L179 60L177 59ZM109 57H111V56H108V59L107 58L106 59L109 60ZM159 57H161L162 59ZM105 58H104V61L102 58L103 62H105V60H106ZM131 58H133V59L131 60ZM48 59H49L48 61H53L51 68L49 66V68H47L48 70L45 71L46 73H47V71H49V73H47L48 77L49 76L51 77L52 75L55 76L54 74L56 71L54 72L53 69L54 70L59 69V72L62 69H64L62 66L63 65L62 62H61L62 65L59 63L62 66V69H60L61 67H58V69H57L56 66L58 65V62H56V60L53 58L51 60L50 57ZM140 59L143 60V62L141 61L142 63L139 62ZM40 60H42V59H40ZM107 60L105 62L106 65L102 62L104 64V66H106V68L109 66L107 64V62H108ZM43 61H45V60H43ZM43 61H42V63H43ZM48 61L47 62L45 61V63H43V70H45L44 66L47 67V65L51 64V62H49V64H48ZM115 61L113 63H115ZM160 61H161V63H160ZM53 63H54V65L55 64H57V65L54 66ZM156 63H155V65H156ZM140 64H142L144 66L141 67ZM178 64H179V67H177ZM60 65H58V66H60ZM76 65H74L72 67H75ZM100 66L98 64V67H99L98 70H100ZM111 66L112 65H110L109 67H111ZM172 66H170V67L172 68ZM78 67H79L78 65H77V67H75L76 69L71 68V66L67 67L68 70H65V71L71 73L68 75H67V72L65 73L64 70H62L63 72H60V73L57 71L59 73V76L61 74H65L63 76L61 75L60 77L64 78V80L62 78L61 79L64 82H66L65 83L66 86L68 85L67 82L69 83V81H70V83H69L70 89H69V86H67V87H68L69 91L73 90V94L76 92L74 89H77L78 86H80L79 84H77L80 81H77V80L81 79V78H78V76H75L76 74H78ZM96 67L97 66L95 65L94 68H96ZM115 67L118 68L117 66H115ZM157 67H155L156 70L154 68V70L151 71V72H154V74H152L153 77H155V75L157 74V71H158ZM160 67H159V71H163L162 73H159L160 77H161V79H163V82L165 81V83H166L168 81H167V78H165V77H166V75H168L167 74L168 70L166 72H164L166 69L160 70L161 69ZM170 67L167 69H170ZM101 68H103L105 70V67H103V65ZM119 69H120V71H121V69H122V71L126 70V69L123 70V68H119ZM133 69H134V71H133ZM183 69H185V70L183 71ZM43 72L44 71H41L42 75H44V77H47L46 76L47 74H45V73L43 74ZM57 72H56V75H57ZM151 72H149V73L151 74ZM51 73H53V74L51 75ZM72 73H75V74H73V76H72ZM124 73H126V72H124ZM164 74H165V77L163 76ZM120 75H121V72L118 74V76L122 77ZM67 76H70V77H67ZM162 76L166 80H164V78H162ZM253 77H255V78H253ZM65 78H69L70 80L66 81ZM73 78H74V80H73ZM61 79H59V80L62 81ZM71 79H72V82H71ZM254 79H255V82H254ZM46 83H49V82L46 81ZM73 83H74L76 88L74 87V89H71V86ZM254 83H256V84L254 85ZM45 85H43V87ZM253 85L257 86V87L255 88ZM249 86H252L255 89H253L251 87H250V89L247 88ZM258 87H259V89H258ZM37 88H38V92L41 91V89H42L41 87L40 88L37 87ZM241 88H243V89H241ZM247 89H249L250 91ZM257 89L259 92L257 91ZM254 90H256V91H254ZM180 91H182L183 94ZM243 91H244V93H243ZM42 92H43V90L41 91V94H42ZM39 94L40 93L37 94L38 98L41 95V94L40 95ZM75 94H76L75 96L77 97L78 96L77 92ZM178 94H179L181 99L178 98L179 97V96H177ZM249 94H251V95H249ZM253 95H256V97ZM70 96L72 97V94L71 95L69 94L68 97L66 96L65 99H68ZM75 96H73V98H75ZM71 97L69 99L74 100L75 104L77 102V105H75L73 101L72 102L69 100L66 101L64 98L62 101H66V103H64V104H67V102L69 101V102H71V104L72 103L74 104V108L78 107V98L75 100ZM177 98L179 100H183V101L180 102ZM239 98H241V99H239ZM182 102L184 103V105L181 104ZM257 102H258V104L256 105ZM61 103H63V102H61ZM179 103H180L181 107L179 106ZM186 104H188L190 107L188 105L186 106ZM37 105H38V107L41 106V105L39 106V104H36V107L34 108L35 111H37V109H36ZM260 105H261V107H260ZM67 106H68V104H67ZM173 106H174V108H173ZM131 107H132V109H131ZM131 107L128 106V109H130V110H127L126 109L127 107L126 108L123 107L125 110L119 106L117 108H114V112H115V110L118 111V109H119V110L125 112L126 114H129V117H127L126 120L123 121L125 116L124 117L119 116L120 118L118 116H116L113 120H111L109 122L107 121L108 123L103 120L102 122L107 123L106 124L107 127L105 126L102 129V125H104L105 123L101 125V123H102L101 120L94 119V120H92L93 121L92 122L90 118L86 117L87 115L86 116H84V115L81 116L80 114L76 115L74 112V109L71 110L72 108L70 106V108H71L70 109L71 111H70L69 106H68V107H66L68 110V112H67L68 115H70L72 113V114L76 115L78 118V120H77V118L74 117V115H73L74 118H71L70 116H68L70 121L72 119L71 123L74 120H77V121L80 120L77 123L74 121L75 123L73 122V125L71 124L72 127L77 125V126L73 127L76 129L70 130V128H69L70 122L65 123L66 124L65 125L64 119L61 122L62 119L60 120L56 116L51 117L50 114H49V116L51 117L50 120L53 118L54 119L57 118V120L60 121V123H59V121L56 122L59 125L58 127L56 126L57 124L54 122V120L49 121L46 119L47 120L46 121L44 119L45 120L44 121L43 117H42L41 120L43 122L42 121L41 122L43 123V125L42 124L40 125V122H38L40 120H36L39 123L38 127L42 126L43 128L42 127L41 128L44 129L45 128L44 125H45L46 126L45 129L50 131L51 136H50V134H48L49 132L48 133L47 132L42 133L43 135L46 133L45 135L46 136L49 135L50 138H49V136L44 137L45 135L40 136V132L43 130L42 129L41 130L39 129L40 131L36 130L37 123L36 124L34 123L35 125L33 127V131H34V128L36 126L35 131L36 132L39 131L38 132L39 134L35 133V131L33 132L34 140L32 142V145L35 149H37L38 155H37V152H36V154H34L35 156L33 155L34 156L33 160H35L33 162V165H31L33 168L30 167V173L28 171L29 174L34 176L35 180H33L32 183L39 181L38 183L41 184L42 182L45 181V180L43 181L44 178L41 179L42 182L40 179L36 180V178L39 177L38 176L39 174L43 175V172L45 174L46 173L45 170L47 167L51 168L49 166V164L53 167L55 166L56 168H58L57 164H59V165L63 164V166L61 165L57 169V172L52 171L54 173H50V170L53 167L50 170L47 169L49 171H47L48 174L46 175L45 179L47 177L49 178L50 174L51 175L54 174L51 178V179H53V181L51 179H49L47 181V182H49V184L51 181V184H53L52 186H51V184L48 186H45L48 183L47 182L43 183L44 186L46 187V191H48V193L50 192V190L51 191L54 190V188H55L54 185H57V187L59 186L58 192H57V189L55 190L56 193L57 194L59 193V195H60L59 197L57 196L59 200L55 199L56 196H54V198H53V196L51 195V197H50L49 196L50 193L49 194H45V192L41 193L40 190L43 188L42 187L43 185L42 186L37 185L38 183L36 182L37 188H38V186H39V188L42 187V188H40V190L38 188L36 191H39V193L41 195H44L43 197H45L47 195L51 199L55 200V201H53L54 202L53 207L55 210L54 212H56L57 210H60L59 208H61V209L63 208V210H64V212H63L64 214L62 213L63 215L61 214V217L59 216V214L57 212H56V214L58 216H55V219H56V217L57 218L60 217L58 219L59 221L61 218L63 219L65 217L64 218V220L66 219L65 221L61 219V224L58 223V220L56 221L55 219L52 218L54 220V223H53L54 225L53 224H50V225H53L55 227V230H56V228L58 229L60 227L61 228L64 226L66 227L68 225L69 218L67 219V216H66L67 213L65 212L66 211L65 207L67 205L65 204L66 202L64 199V197H65V192H64L65 190L64 189H65V186H67L66 183L68 182L66 180L68 178L71 179V176H70V174H65L68 172L67 170L73 169L74 173H77V174H79L81 172H83V173L85 172L84 173L85 179H86L85 186L88 187L89 190H91V194L93 196L95 195V197H98L101 193H103V192L106 193L109 191V188H108L109 184L106 183V181L104 179L105 175H103L104 173H107V171L112 170V168L110 169L109 164L107 166L104 165V167L103 166H97L96 167L100 157L92 158V160L95 159V161H94L95 163H93V161L91 160L92 161L91 163H93V164L88 163V166H86L87 163L84 164L83 163L84 161L82 160L83 156H85L88 153V151L90 153V151L93 149L92 144H91V143H93L92 140H94L95 145H93V146H95L96 149L101 148V146L102 147L105 146V144H104L105 141H104V142H102L104 145L101 144V146H99L97 144V147H96V143H99V141L95 142L97 139L91 138L92 137L91 135L89 137L88 135L90 133L91 134H93V133L100 134V135H98V136H100V139L97 137V135H96V138H98L100 141H103V140H106L108 138V134H110V136H111V132H112L113 138H114V140H113L114 144L113 143H111V144L114 145V147H112V148L115 150L114 151L112 149V153L114 151V153L112 154V155H114V157H113V164H114L113 169H115V171L116 170L121 171V169H123L122 171H126L127 177H128L127 173H129V175H131V176L135 175L136 181H137V179L140 178V176H138V174L140 172L138 173V168H136V167H138L137 166L138 164L137 165H135V164L138 163L140 160H142V158H140V160L138 158H139V156L142 157V155H141L142 153H145L144 151H140V150L141 149L144 150L143 148H146V147L140 148V145L143 142H148L147 140L150 137H148V138L145 137L146 139L142 137L143 140L145 139L144 141L140 137H139L140 139H137L138 136H136V135H138L139 130L136 129L138 127V125L136 123H138L139 121L135 123L136 125L134 124L133 120H136V119L135 118L133 119L132 118L133 116L131 117V113L135 109L133 106H131ZM188 107L190 109H192L191 112H190V109ZM46 109L48 110V108L45 107V110ZM38 110H40V112L42 113L43 109L38 108ZM47 110H46V113H47ZM176 110H178V109H176ZM78 111H79V109H78ZM78 111H76V113ZM40 112H38V113L40 114ZM49 112H50V110H49ZM44 116H45V118L47 117L46 114ZM189 116L191 117V119ZM36 117H38V116H36ZM39 118H41V117H39ZM118 119H120L121 121ZM176 120H177V117H176ZM186 120H188V121L185 122ZM44 122L45 123L47 122V123L44 124ZM91 122H92V124L93 123L94 124L90 125ZM96 122H98L99 125L96 124ZM62 123L64 124V126H62ZM52 124H53V126H52ZM87 124L90 125V127L91 126L94 127L95 132L90 130L89 126ZM178 124H180L182 126H180ZM48 125H51L52 128L47 127ZM96 125H98V126L96 127ZM53 127H54V129H53ZM55 127H57V128L55 129ZM100 127L102 129V132H101ZM163 127L164 128L170 127V129L166 128L169 131H171V133H172V135H170L171 133L168 134V136H170V138L165 135L169 132L166 131ZM62 128H64L63 129L64 131H62ZM133 128H135L138 133L134 132L135 129H133ZM65 129H66V131L67 130L68 131L66 132ZM98 129H99V131H98ZM52 130H54V132ZM88 130H90V133ZM69 131H71L70 133H72V131H73V133L75 134L74 138H73V133L70 135L74 140L71 137H69L72 140L68 139V138H66V139L64 138V140H63V138H61L62 140L60 141L59 138L62 135H64V136L66 135L64 133L62 134V132L68 133ZM147 131L148 130H146L145 133L148 135H151L150 131L148 133H147ZM60 132H61V135L59 137L58 134H60ZM70 133H68V134H70ZM86 133L88 135H86ZM35 134L36 135L38 134V138H37L38 141H40V140H41V142L44 141L43 143H46L47 145H45L44 147L42 146L43 148H41V145H40V147L37 146V143L35 140L36 139ZM53 134H54L55 138L51 139V137H54V136H52ZM102 134H103V136L101 137ZM140 134L142 136L144 135V134H142V131ZM174 134H175V136H173ZM56 135H57V137H56ZM104 135H107V138H105L106 136H104ZM141 135H139V136H141ZM152 135H153V137L155 136V134H152ZM152 135H151V137H152ZM87 136L89 138H87ZM93 137H94V135H93ZM103 137L105 139H101ZM176 138L177 139L180 138V139L177 140ZM54 139H57V143H56V140H55V142H53ZM58 139L61 143H62V141H64L63 144L59 145ZM48 140H49V142H48ZM65 140H66V142H65ZM141 140H142V142H141V144H139V141H141ZM181 140H183V141H181ZM67 141L70 143V144L68 143L69 145H67V146H70L69 149L68 148L66 149V147H64V146H66V144L64 145V143H67ZM111 141H112V139H111ZM183 142L184 143L188 142L187 143L188 145L186 144L188 148L186 147V145H184ZM43 143L38 142V144H43ZM53 143L56 145H54ZM52 145H53V147H56V149L52 148V147H51V149H49L50 146H52ZM74 145H75V147H74ZM178 145H180V146L178 147ZM181 145H182V147L184 146V148H183L184 150L182 149ZM106 146H107V144H106ZM60 147H63L62 150H64V149L69 150V151L64 150V152H70L69 155L72 154L71 155L72 157H70V158L73 159V160L71 159L73 162H71V160H70L68 163L66 162L68 164L67 165L66 163H64L62 161L63 159L58 158L59 162L57 161L58 160L57 154H56L57 152L55 150H57V151L61 150ZM34 148H33V150H34ZM57 148L58 149L60 148V149L58 150ZM103 148H101V149L103 150ZM262 148H263V150L261 151ZM42 149L44 152L45 151L46 152L44 153L42 151ZM52 149H54V151L51 153ZM107 149L108 148H106V149L104 148V151H102V157L104 156L103 158L105 159V161L110 157ZM138 150L142 153L137 152ZM185 151H187V152L185 153ZM42 152L46 155L45 157L47 159H49L48 162H47V159L45 157H43L42 154H40ZM46 153H48L49 155ZM81 153L83 154V156ZM92 153L93 152L91 151L90 154H92ZM177 153H179V154H177ZM50 154H51L52 158L56 154L55 155L56 158L55 159L53 158L54 161H50V159L52 160V158L49 157ZM168 154H171V153H168ZM178 155H180V156H178ZM181 155H182V157H181ZM183 155H185V156H183ZM36 156H38V157H36ZM80 157H82V158H80ZM175 157H177V158L179 157L178 158L179 161ZM42 158H43L44 162H43ZM78 158H80V159H78ZM135 159L137 162L135 161ZM185 160L187 162H185ZM39 161H40V164H39ZM55 161H56V165L51 164V163H54ZM37 162H38V164H37ZM61 162H63V163H61ZM140 162H142V161H140ZM181 162H182V164H180ZM169 163H171V162H169ZM183 163L184 164L186 163V165H184ZM35 164L38 166H35ZM64 164H66V167ZM72 164L74 167L72 166ZM90 164L93 167L90 166V168H89ZM188 164L191 166H189ZM69 165H71V166H69ZM168 165H170V164H168ZM177 165L180 168L179 172H178L180 174H176L178 171ZM55 167L53 170H55ZM182 167H184V168H182ZM64 168H66L65 171H64ZM139 168H140V166H139ZM74 169H76V170H74ZM173 169H174V171H173ZM175 169H177V171ZM184 169H186V172H187V173L184 172V175L186 176V180L189 177L187 180L189 182L184 180L185 176L182 174ZM188 170H190V171H188ZM115 171L112 170V172H115ZM188 172H190V173H188ZM55 173H57V174H55ZM122 174H124V172H122ZM189 174H190V176H189ZM176 175H178V176H176ZM137 176L139 178L136 179ZM179 176L181 177V179L179 178ZM42 177H44V175ZM56 177H58L59 179L56 180ZM98 177H100V179ZM176 177H178V179H176ZM132 178L133 177H131V179ZM63 179H65V180H63ZM70 179H68L69 183H71ZM179 179L184 180L185 182L189 183V185L192 183V186L190 185L191 187H189V185L187 183L185 184L184 181L182 183V181H180ZM178 180L182 184L179 183ZM59 181H61V182H59ZM139 181H141V179ZM139 181H137L138 183H136V184H138V186H139L138 190L140 189L139 192L142 195V193H143V191H142L143 189L141 186L142 184ZM56 182L59 184H57ZM77 182H78V180H77ZM199 182H201V183H199ZM96 183L98 184V186ZM196 183L199 185H197ZM229 183H230V186H229ZM106 184L108 185V187ZM185 185H186V187H185ZM53 186H54V188H53ZM118 186H119V184L116 187H118ZM187 186L190 190L189 193L187 192L188 191ZM193 186H195V187H193ZM51 187L53 190L50 189ZM79 187H81L80 182H79V184L77 183V188H79ZM60 188H63V189H60ZM184 188L186 190H184ZM41 191H45V188H44V190L42 189ZM184 191L187 192V195H189V196H187ZM52 193L54 194L55 192H52ZM40 194H38V195L40 197H42ZM57 194H54V195H57ZM171 196H173V197H171ZM169 199L170 200L173 199L172 202H170ZM193 200L192 201L189 200V201L193 202ZM56 202H57V205L55 204ZM167 202H169V203H167ZM196 202H197V199H196L195 203ZM118 205L119 204H117V205L114 204V206H111L108 208H110V209H114V208L117 209L118 208L119 209ZM206 208H207V211H206ZM167 209H165L166 212H167ZM223 211H225V212H223ZM168 213H169V210H168ZM204 213L209 215V217L211 216V218L208 217L207 218L208 223L203 225L201 217L203 216ZM53 220L51 222H53ZM197 220H198V222H197ZM193 222H195V224ZM199 223H200V226H198ZM50 225L44 226V228L41 227L42 228L41 232L44 231L42 234V237H44L43 239H45V237H47V238L49 237V235L47 233L51 234L50 229L54 230L53 228H51ZM59 225H60V227H59ZM193 225L195 226V228L198 227L199 230L194 229ZM196 225H197V227H196ZM45 227H50V229L45 228ZM133 228L131 230L135 231L136 228L135 227H133ZM44 229H47V231H45ZM48 229H49V232H48ZM186 229H185V231H186ZM194 230H196V232H198V233H196ZM44 233L46 235H44ZM183 233H184V231L181 232L179 234V236H184L185 233H184V235H181ZM188 234H190L191 237H189ZM186 235H185V237H186ZM37 239H38V237H37ZM67 239H69V238H67ZM185 239L181 238V240H180V237H179V240H177V241L180 242V244H179L180 246L185 245V243L187 242V241L184 242ZM39 241L41 242V239H39ZM195 242H196V244H195ZM144 249H146V251H144ZM205 249H207V251H205ZM137 250H138V254L140 256L142 254L145 255V254L150 252V249L148 250L146 247H143V246H139ZM204 251H205V253H204ZM40 252H41V250H40ZM74 252H76V251H74ZM74 252L73 253L70 252L69 253L70 256L68 255V257L71 258V255L74 256L75 255ZM54 253L55 254L50 253V255L52 257L54 256L55 258H57L58 256L56 255V252H54ZM203 255H205L207 257V258L204 257V260H202ZM73 258H74V262L72 261ZM73 258L71 259V261L74 264H77L78 259L76 257H73ZM105 259L106 258L104 255L103 260H102L103 264H105L104 261L106 262ZM51 260H53V259H51ZM62 261L63 260L57 261V259H56L55 261H52V262H53V264H59V263L64 264V262H62ZM70 264H72V263L70 262Z\"/></svg>", "mask_w": 264, "mask_h": 264}]
</instances>
